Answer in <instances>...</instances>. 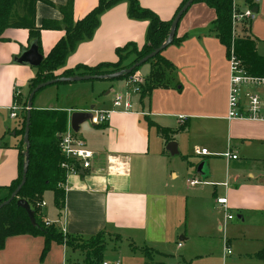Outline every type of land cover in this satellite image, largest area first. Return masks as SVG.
<instances>
[{
    "label": "crops",
    "instance_id": "crops-1",
    "mask_svg": "<svg viewBox=\"0 0 264 264\" xmlns=\"http://www.w3.org/2000/svg\"><path fill=\"white\" fill-rule=\"evenodd\" d=\"M37 1L35 25L61 22L67 0ZM182 0H139L161 20H169ZM98 0H73L72 18H83ZM257 12L236 31L255 41L264 56V0H254ZM241 11L248 8L242 0ZM128 4L120 1L104 11L92 37L79 42L56 71L78 64L95 66L115 63L116 48L145 41L147 21L130 19ZM214 9L193 3L180 18L175 36L161 55L173 68L165 86L154 88L140 99L129 78L94 80L50 85L32 102L36 110H58L67 121L75 111L113 110L104 126L83 121L77 136L93 151L89 170L69 175L65 205L39 208V217L63 235L89 239L98 233L108 236L102 261L121 264H264L258 253L264 249V121L228 119L229 68L225 46L213 30ZM64 36L59 28L40 32L41 55L45 57ZM0 40V187L8 186L18 173L17 120L9 117L14 91L19 103L28 95V83L36 67L18 61L29 48L28 30L7 28ZM130 56L125 63L133 59ZM151 64L144 63L134 74L148 78ZM127 94L113 104L116 95ZM262 99L264 101V92ZM20 118V117H19ZM156 126L147 125V121ZM186 125L182 131L176 129ZM160 128L169 132L163 134ZM176 130V131H175ZM176 143L171 154L166 145ZM208 154L198 155L196 149ZM237 159L223 156L225 151ZM202 164V173L197 168ZM197 178L205 183L190 185ZM226 183L227 186L222 184ZM6 193L0 190V196ZM226 196L236 217L224 220L215 202ZM111 239V240H110ZM112 241V242H111ZM181 244L178 246V244ZM45 238L15 235L5 239L0 264H87L80 250L55 241L41 259ZM228 247L231 253L227 254Z\"/></svg>",
    "mask_w": 264,
    "mask_h": 264
},
{
    "label": "trees",
    "instance_id": "trees-1",
    "mask_svg": "<svg viewBox=\"0 0 264 264\" xmlns=\"http://www.w3.org/2000/svg\"><path fill=\"white\" fill-rule=\"evenodd\" d=\"M37 1L48 2L47 0H0V40L4 39L2 34L7 28L27 29L29 44L35 43L38 52L41 54V30L48 28L64 30V36L55 43L49 53L43 57L41 63L36 67L35 76L28 83V95L37 84L58 77H73L75 75L86 74L102 75L130 67L142 57L158 48L167 39L173 19L187 0L181 1L169 20H161L152 10L142 7L139 0H98L97 5L77 21H74L72 18L73 0H67L66 4L60 7L63 14L61 22H44L39 27L35 25L34 20ZM120 1H126L128 4V18L147 21L145 41L141 48L138 49L134 43H127L122 47L116 48L115 52L118 60L115 63H98L95 66L78 64L74 68L64 69L60 73H56L64 65L66 58L74 51L76 45L92 37L99 24L100 15ZM198 2H203L208 7L214 9L216 18L213 22V30L220 43L225 46L226 53L228 54V51L233 48L235 56L242 61L248 73L263 75L264 56H260L256 52L255 41L249 36H237V34L233 33L231 16L234 0H193L192 4ZM244 2L251 9L257 7L254 0H244ZM242 26L245 29L247 23H243ZM180 39L174 34L170 45L178 43ZM161 52L147 61L151 64L148 78L137 81L140 89V99L148 97L154 88L165 86L166 70L172 69L173 65L162 57ZM131 55L134 58L125 63ZM140 66L134 68L132 72L125 73L113 80H120L134 75ZM64 83L74 82L57 84ZM28 95L26 98H28ZM16 100L19 101V95L16 97ZM22 104H26L27 107V101ZM30 113V147L28 150L26 180L17 197L13 198L9 204L0 208V249L4 247L7 237L22 234L40 235L45 238V245L40 255L42 259L47 253L51 241L65 244L73 249H77L78 246L73 243L76 241L75 238L63 235L62 232H59L51 224L46 225L38 215L39 206L37 205L42 201L45 191H52L55 207L62 209L65 205L66 176L65 170L60 167L62 157L59 153L58 139L59 134L66 128V114L58 110H36L33 106L30 109ZM25 119L26 116L23 117L21 127L16 132V135L19 136L17 147L18 173L8 186L0 187V190H6V193L0 196V203L10 196L20 183L22 177V167L25 160V144L23 142ZM146 121L147 125L156 126L148 119ZM185 128L186 125L182 124L176 130L182 131ZM160 131L165 135L169 132L164 128H160ZM20 198L25 199L30 205L34 213L35 224L31 223L26 211L16 205V200ZM99 235H102V233H98L95 237ZM104 247V243L101 241L97 242L94 247L91 246V250H88L86 253V263L100 264L102 262ZM257 255L260 258H264V249Z\"/></svg>",
    "mask_w": 264,
    "mask_h": 264
},
{
    "label": "built area",
    "instance_id": "built-area-1",
    "mask_svg": "<svg viewBox=\"0 0 264 264\" xmlns=\"http://www.w3.org/2000/svg\"><path fill=\"white\" fill-rule=\"evenodd\" d=\"M255 16L254 11L251 8H247L244 11L239 10L234 4L232 9V30L236 34V30L239 25L243 23H249ZM228 68H229V89H228V119H248L254 121H264V101L262 99V92H264V74L263 75H252L247 72L243 63L238 59L233 48L228 51L227 54ZM129 81L136 85L135 90L140 91L135 76L132 75ZM18 92L14 91V102L9 107L10 119L18 120L21 117L23 109L16 97ZM123 100V108L125 111L130 109V101L127 94L116 95L113 104L117 105ZM26 109V108H25ZM90 117L88 120L92 125L104 126L109 120L110 114L113 110H88ZM58 148L62 161L60 167L65 170L66 179L69 175L78 174L80 171L89 170L92 166L94 159V153L91 151L84 140L77 136L76 132L70 126L68 119L66 128L59 134ZM195 153L198 155L208 154L207 150L196 149ZM223 156L228 159H237V155L230 151H225ZM205 183L204 181L192 178L189 180L190 185H198ZM66 184V183H65ZM227 186L226 183L222 184ZM215 202L218 207L224 213V220L231 221L236 215L229 210L226 196H217ZM39 208L45 206V202L42 200L37 204ZM46 225H50V222L44 221ZM181 244L179 243L178 246ZM227 254L231 253L228 247L225 248ZM80 264V263H79ZM85 264V263H84ZM100 264H121L119 260L108 262L103 260ZM177 264V263H170Z\"/></svg>",
    "mask_w": 264,
    "mask_h": 264
},
{
    "label": "water",
    "instance_id": "water-1",
    "mask_svg": "<svg viewBox=\"0 0 264 264\" xmlns=\"http://www.w3.org/2000/svg\"><path fill=\"white\" fill-rule=\"evenodd\" d=\"M192 2H193V0H187L183 4L181 9L178 11V13L176 14L175 18L173 19V21L171 23L167 39L158 48H156L154 51L147 54L146 56L142 57L140 60L135 62L130 67H128L126 69H121V70L116 71V72L106 73V74H102V75H88V74H86V75H75L73 77H58V78L37 84L30 91L28 98H27V107H26L27 111H26V115H25L26 119H25L24 133H23V142L25 144V151H24L25 160H24L23 167H22V177H21L20 183L13 190V192L10 194V196L5 201L0 203V208H2L4 205L9 204L13 200V198L17 197V194L19 193L21 187L24 185L25 180H26V172H27L28 156H29L28 150L30 147V143H29V130H30L29 128H30V117H31L30 109L32 108V101L34 99L35 94L38 91H40L41 89H44L50 85H55L57 83L81 82V81L103 80V79L113 80V79H117V78L121 77L125 73L132 72L134 70V68L144 64L150 58L154 57L157 53L161 52L168 45H170L172 38L175 34L176 27H177V24H178L180 18L187 11V9L190 7ZM252 10L254 11V13L257 12L256 7H254ZM42 59H43V57L38 52L36 44L30 43L29 48L27 50L22 51L21 55L18 58V61L21 63L29 64L33 67H37L41 63ZM135 79L138 81L139 77L137 75H135ZM89 117H90V113L88 111H75V112L71 113L69 116L70 126L76 132V131H78L79 124L81 122L87 120ZM166 149L171 154H174L176 152V143L174 141L168 142L166 145ZM197 171H198V173H202V164H200L198 166ZM16 205L18 207L23 208L26 211L27 215L29 216L31 223L35 224L34 213H33L32 209L30 208V205L28 204V202L25 199L20 198V199L16 200Z\"/></svg>",
    "mask_w": 264,
    "mask_h": 264
},
{
    "label": "rangeland",
    "instance_id": "rangeland-1",
    "mask_svg": "<svg viewBox=\"0 0 264 264\" xmlns=\"http://www.w3.org/2000/svg\"><path fill=\"white\" fill-rule=\"evenodd\" d=\"M236 4L238 5V6H241L242 5V0H236ZM241 4V5H240ZM235 5V4H234ZM236 6V5H235ZM237 7V6H236ZM236 31H239V32H237V33H240V30H236ZM236 33V34H237ZM237 36H240V34H237ZM170 69H167L166 70V74H167V72L169 71ZM90 81H92V80H90ZM56 85V84H55ZM27 97V96H26ZM25 97V99H24V102L25 101H27V98ZM37 97V96H36ZM36 97H35V99H36ZM35 99H33V101L32 102H34L35 101ZM22 106H23V109H22V112H21V117L20 118H18V120H17V122H16V124H17V127H18V129L21 127V121H22V119H23V117H25V111H26V104H22ZM13 123H15V121L16 120H11ZM87 123H90V121L87 119V120H85ZM18 129L17 130H15L16 132L18 131ZM18 137V139H19V136H17ZM44 202H45V204L47 203V207H51L52 205V203H51V194L49 193V192H46L45 194H44V197H43V199H42ZM42 208H44V206H42ZM41 208V209H42ZM39 213V212H38ZM233 214L234 215H236L235 214V212H233ZM39 215V214H38ZM110 238V237H109ZM108 238V236H106V235H104L103 233H102V235H99V236H97V237H92V238H89V239H76V241H74L73 243H74V245H77L78 246V250H80V251H82L81 252V255H82V259L84 258V260H85V258H86V253H87V251L88 250H91V246L92 247H94L96 244H97V242H99V241H101L102 243H104V246H105V243H107V239H109ZM111 240V239H110ZM112 242V241H111ZM86 261V260H85Z\"/></svg>",
    "mask_w": 264,
    "mask_h": 264
}]
</instances>
